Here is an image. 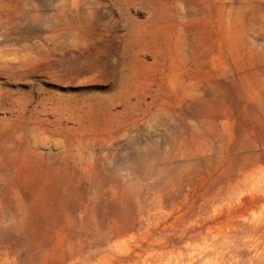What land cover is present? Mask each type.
I'll use <instances>...</instances> for the list:
<instances>
[{
  "label": "rangeland",
  "instance_id": "obj_1",
  "mask_svg": "<svg viewBox=\"0 0 264 264\" xmlns=\"http://www.w3.org/2000/svg\"><path fill=\"white\" fill-rule=\"evenodd\" d=\"M0 264H264V0H0Z\"/></svg>",
  "mask_w": 264,
  "mask_h": 264
}]
</instances>
